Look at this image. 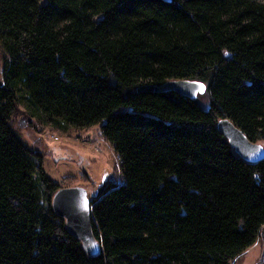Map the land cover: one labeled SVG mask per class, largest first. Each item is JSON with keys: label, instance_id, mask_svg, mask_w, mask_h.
<instances>
[{"label": "trees", "instance_id": "trees-1", "mask_svg": "<svg viewBox=\"0 0 264 264\" xmlns=\"http://www.w3.org/2000/svg\"><path fill=\"white\" fill-rule=\"evenodd\" d=\"M0 46V264H232L257 243L264 159L217 124L264 144V0H0ZM185 79L209 106L137 92ZM20 99L43 125L100 126L119 157L122 183L88 192L96 256L12 128Z\"/></svg>", "mask_w": 264, "mask_h": 264}, {"label": "rangeland", "instance_id": "rangeland-1", "mask_svg": "<svg viewBox=\"0 0 264 264\" xmlns=\"http://www.w3.org/2000/svg\"><path fill=\"white\" fill-rule=\"evenodd\" d=\"M5 58L0 46V76ZM196 99L202 107L209 106L207 95ZM22 100L12 128L23 146L42 158L44 171L61 187H82L90 192L98 185L122 183L119 158L103 138L100 126L64 129L43 125L24 113L27 108ZM232 264H264V227L257 243Z\"/></svg>", "mask_w": 264, "mask_h": 264}, {"label": "water", "instance_id": "water-1", "mask_svg": "<svg viewBox=\"0 0 264 264\" xmlns=\"http://www.w3.org/2000/svg\"><path fill=\"white\" fill-rule=\"evenodd\" d=\"M202 86V87H201ZM207 91V85L198 80H170L160 85L146 84L138 87L139 93L173 92L195 100ZM234 152L249 163L264 159V144L251 141L247 135L229 118H221L217 124ZM53 211L65 221L70 234L80 240L89 257L101 252V245L93 231L94 203L88 190L82 187H61L51 198Z\"/></svg>", "mask_w": 264, "mask_h": 264}, {"label": "bare ground", "instance_id": "bare-ground-1", "mask_svg": "<svg viewBox=\"0 0 264 264\" xmlns=\"http://www.w3.org/2000/svg\"><path fill=\"white\" fill-rule=\"evenodd\" d=\"M199 95H201V94H199ZM199 95H198V96H199ZM195 100H196V99H195Z\"/></svg>", "mask_w": 264, "mask_h": 264}, {"label": "built area", "instance_id": "built-area-1", "mask_svg": "<svg viewBox=\"0 0 264 264\" xmlns=\"http://www.w3.org/2000/svg\"><path fill=\"white\" fill-rule=\"evenodd\" d=\"M57 140V138H55ZM119 158V157H118Z\"/></svg>", "mask_w": 264, "mask_h": 264}, {"label": "snow or ice", "instance_id": "snow-or-ice-1", "mask_svg": "<svg viewBox=\"0 0 264 264\" xmlns=\"http://www.w3.org/2000/svg\"><path fill=\"white\" fill-rule=\"evenodd\" d=\"M202 87V86H201Z\"/></svg>", "mask_w": 264, "mask_h": 264}]
</instances>
